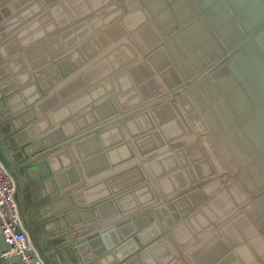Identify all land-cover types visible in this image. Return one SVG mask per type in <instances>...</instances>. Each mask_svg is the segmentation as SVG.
Returning a JSON list of instances; mask_svg holds the SVG:
<instances>
[{
	"label": "water",
	"instance_id": "obj_1",
	"mask_svg": "<svg viewBox=\"0 0 264 264\" xmlns=\"http://www.w3.org/2000/svg\"><path fill=\"white\" fill-rule=\"evenodd\" d=\"M0 14L7 34L36 37L18 35V46L10 37V50L25 62L32 46L64 87L92 63L115 61L75 90L86 98L110 81L82 109L104 116L69 135L41 133L52 141L46 152L75 151L60 172L70 177L67 225L92 213L74 226L83 231L81 264L107 254L113 264H144L173 245L177 264H264V0H0ZM0 161L16 176L1 144ZM95 161L101 166L90 171ZM123 197H138L133 212ZM15 199L29 232L17 188ZM9 249L0 232V254ZM0 264L23 263L14 255Z\"/></svg>",
	"mask_w": 264,
	"mask_h": 264
},
{
	"label": "crops",
	"instance_id": "obj_2",
	"mask_svg": "<svg viewBox=\"0 0 264 264\" xmlns=\"http://www.w3.org/2000/svg\"><path fill=\"white\" fill-rule=\"evenodd\" d=\"M5 23V18L0 14V30L6 33L3 35L0 32V144L14 163L16 176L13 178L21 211L27 221L32 241L47 264L50 263L48 258L53 264L54 262L61 264L62 258H66V264H81L80 261L84 258L80 256L76 245L79 243L77 233L83 231L75 227L85 225L79 217L84 219L92 213L89 211L86 213L88 215L72 217V222L78 223V226L67 225L68 222L66 223L64 219L67 204L63 197L68 195L69 190L65 189L70 177L65 179L60 172L61 165L68 164L67 155L73 156L75 151L68 149L67 151L64 146H59V149L51 153L46 152L52 141L47 134L43 137L41 133L56 130L69 135L72 131H78L104 116L106 110L103 109L93 113L82 109L85 104H90L95 97L102 95L104 87L109 90V85L112 84L110 81L105 82L104 85L97 84L99 87H91V91L81 95L87 96L86 98H75L78 96L75 90L84 85L85 80L88 81L87 86L101 80L103 74L115 61L111 58L112 61H108V64L104 63L100 66L92 63L84 78H78L72 86L64 87L54 76V71L47 66L46 58L43 61L42 56L32 50V46L28 45L25 49V51L28 50L27 56L22 53L25 62L21 61L15 51L10 50L12 43H5L8 38L20 40L18 35H21L28 43H36V37H33L34 33L7 34L11 25H5ZM46 28L50 30L52 22H48ZM59 35L67 41L68 45L78 43L79 39L74 40L66 32ZM17 39H15L16 46H18ZM95 41V46H100V40L95 39ZM38 64L40 65L37 66ZM130 79L133 80V77L131 76ZM123 81H126V78H122ZM125 85H122V89ZM114 86L118 89L117 83ZM45 91L48 93H44ZM133 96L135 94L126 96L125 99ZM41 97L42 100H40ZM110 138L114 139L115 134L111 133ZM87 148L93 150V145ZM80 152L83 156L87 154L84 149H80ZM100 166L101 161H95L88 165V169L94 171ZM71 176L73 180L74 175ZM147 196H149L148 193L143 194L140 200H147ZM122 201L124 210L130 212H133L139 202L138 197H123ZM111 210L106 209L104 212L112 219L114 215ZM185 233V230H178L176 237ZM173 247L174 245L169 247L168 251L163 250L162 259L159 258L158 252L153 251L152 257H144V264H177L174 260ZM85 260L86 264H113L110 254L101 257L92 255ZM126 260L118 261V264H127ZM207 263L206 260L204 264ZM135 264L140 263L136 261Z\"/></svg>",
	"mask_w": 264,
	"mask_h": 264
},
{
	"label": "built area",
	"instance_id": "obj_3",
	"mask_svg": "<svg viewBox=\"0 0 264 264\" xmlns=\"http://www.w3.org/2000/svg\"><path fill=\"white\" fill-rule=\"evenodd\" d=\"M15 193V180L0 161V232L10 246L9 250L0 254V259L17 255L23 264H47L24 227Z\"/></svg>",
	"mask_w": 264,
	"mask_h": 264
}]
</instances>
